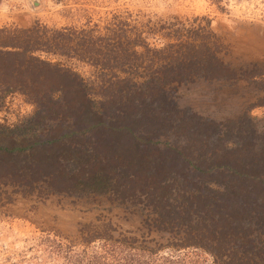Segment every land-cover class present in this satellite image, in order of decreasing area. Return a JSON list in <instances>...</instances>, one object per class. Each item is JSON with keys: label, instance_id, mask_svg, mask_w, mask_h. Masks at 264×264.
<instances>
[{"label": "trees", "instance_id": "trees-1", "mask_svg": "<svg viewBox=\"0 0 264 264\" xmlns=\"http://www.w3.org/2000/svg\"><path fill=\"white\" fill-rule=\"evenodd\" d=\"M38 29L0 31V89L36 106L20 124L0 127V203L11 194L103 197L137 206L149 231L175 247L204 250L214 264H264V129L247 116L223 124L202 118L169 94L196 77L233 80L215 44L200 38L204 28L153 51L161 63L144 87L124 84L101 102L81 79L33 56L72 40L64 29L46 39ZM120 52L111 45L103 61L91 59L105 66ZM128 240L120 244L129 247Z\"/></svg>", "mask_w": 264, "mask_h": 264}, {"label": "rangeland", "instance_id": "rangeland-1", "mask_svg": "<svg viewBox=\"0 0 264 264\" xmlns=\"http://www.w3.org/2000/svg\"><path fill=\"white\" fill-rule=\"evenodd\" d=\"M35 25L44 39L64 29L72 40L33 56L81 79L96 102L124 84L144 87L161 63L153 51L188 40L189 29L204 28L200 38L215 44L233 80L196 77L174 85L170 97L202 118L223 124L247 116L258 121V131L264 129V104L253 105L264 102V0H0V31L26 32ZM113 44L124 52L105 66L92 62V55L103 61ZM129 51L136 56L124 60ZM35 110L24 94L0 89V127L12 128ZM10 198L0 203V264H214L204 250L175 247L168 235L149 231L137 206L103 197ZM121 238L131 245H121Z\"/></svg>", "mask_w": 264, "mask_h": 264}]
</instances>
